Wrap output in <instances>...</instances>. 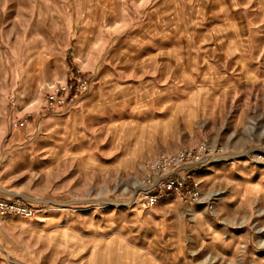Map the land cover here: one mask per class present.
Returning a JSON list of instances; mask_svg holds the SVG:
<instances>
[{
    "label": "rangeland",
    "instance_id": "374dc122",
    "mask_svg": "<svg viewBox=\"0 0 264 264\" xmlns=\"http://www.w3.org/2000/svg\"><path fill=\"white\" fill-rule=\"evenodd\" d=\"M202 145L231 158L201 203L130 206L145 164ZM0 201L35 212L0 214V264H264V0H0Z\"/></svg>",
    "mask_w": 264,
    "mask_h": 264
},
{
    "label": "built area",
    "instance_id": "2783aa9c",
    "mask_svg": "<svg viewBox=\"0 0 264 264\" xmlns=\"http://www.w3.org/2000/svg\"><path fill=\"white\" fill-rule=\"evenodd\" d=\"M88 84V81L79 79L77 83H67L57 89L46 99L48 112L55 117L71 114L78 107L81 94L89 90ZM20 126L23 127L24 123ZM230 158L222 149H212L207 145L195 150L182 149L173 155H159L142 167V184L130 206L148 211L169 196L201 203V183L195 179V173ZM0 214L33 217L35 212L29 207L0 201Z\"/></svg>",
    "mask_w": 264,
    "mask_h": 264
},
{
    "label": "crops",
    "instance_id": "0c3cea01",
    "mask_svg": "<svg viewBox=\"0 0 264 264\" xmlns=\"http://www.w3.org/2000/svg\"><path fill=\"white\" fill-rule=\"evenodd\" d=\"M252 210H253V208H252ZM264 213H260V215H259V213L257 212V211H252V212H250V215H248L247 216V227L245 228V232H246V234H256V232H258V231H253V229L251 228L252 227V225H250L249 226V223L250 224H252L253 223V221L254 220H256L257 222L258 221H260V223H261V227L264 225V215H263ZM262 229H264V227H262ZM254 238H256L255 236L253 237H251V239H250V245H247L248 247H250V246H253V244H255V239ZM262 247H264V244L261 246V249H262Z\"/></svg>",
    "mask_w": 264,
    "mask_h": 264
}]
</instances>
